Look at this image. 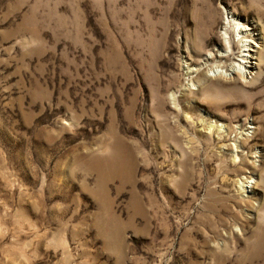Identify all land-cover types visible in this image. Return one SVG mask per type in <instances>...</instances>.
I'll return each instance as SVG.
<instances>
[{"label":"rangeland","instance_id":"obj_1","mask_svg":"<svg viewBox=\"0 0 264 264\" xmlns=\"http://www.w3.org/2000/svg\"><path fill=\"white\" fill-rule=\"evenodd\" d=\"M0 264H264V0H0Z\"/></svg>","mask_w":264,"mask_h":264},{"label":"bare ground","instance_id":"obj_2","mask_svg":"<svg viewBox=\"0 0 264 264\" xmlns=\"http://www.w3.org/2000/svg\"><path fill=\"white\" fill-rule=\"evenodd\" d=\"M234 22L235 23V30L238 29L236 31V33L238 34H244L237 42H235V39L233 38V32L229 29V27H227L226 29V36H225V47H224V51L223 52H228L226 54L223 53H219L218 57H222V58H229L230 54L229 52L234 53L233 49L235 46H237V52L234 53V57L236 59V61H232L229 66H226L225 62H222L220 64H216L213 67H211L209 70H211V72L214 73V75H220V74H224V75H230V76H238V77H246L247 73H251L253 72L252 70L254 69L255 65L257 64V61H255V59H257V54L259 52V50L257 49V47L259 46L258 43L256 42L255 38H248L249 37V32L248 30H250L246 25H239V22L234 18ZM228 25V24H227ZM239 26L241 28H239ZM240 29V30H239ZM233 55V54H232ZM230 71V72H229ZM212 73V74H213ZM235 76V77H236Z\"/></svg>","mask_w":264,"mask_h":264}]
</instances>
